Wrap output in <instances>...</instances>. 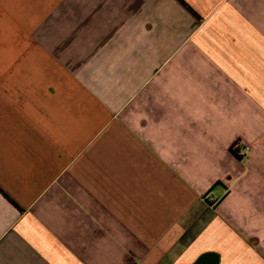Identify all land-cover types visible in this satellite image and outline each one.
<instances>
[{
    "label": "crops",
    "instance_id": "1",
    "mask_svg": "<svg viewBox=\"0 0 264 264\" xmlns=\"http://www.w3.org/2000/svg\"><path fill=\"white\" fill-rule=\"evenodd\" d=\"M0 264H264V0H0Z\"/></svg>",
    "mask_w": 264,
    "mask_h": 264
},
{
    "label": "trees",
    "instance_id": "2",
    "mask_svg": "<svg viewBox=\"0 0 264 264\" xmlns=\"http://www.w3.org/2000/svg\"><path fill=\"white\" fill-rule=\"evenodd\" d=\"M232 153L234 154V156H236L238 159H241L239 150L237 148L232 150Z\"/></svg>",
    "mask_w": 264,
    "mask_h": 264
}]
</instances>
